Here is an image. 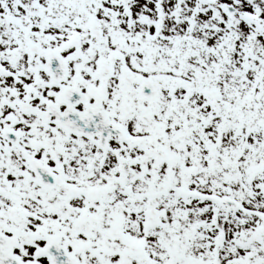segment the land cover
<instances>
[{"label":"snow or ice","instance_id":"obj_1","mask_svg":"<svg viewBox=\"0 0 264 264\" xmlns=\"http://www.w3.org/2000/svg\"><path fill=\"white\" fill-rule=\"evenodd\" d=\"M0 264H264V0H0Z\"/></svg>","mask_w":264,"mask_h":264}]
</instances>
